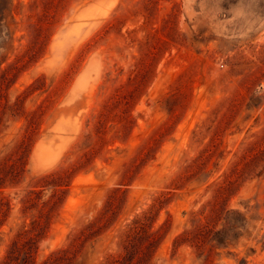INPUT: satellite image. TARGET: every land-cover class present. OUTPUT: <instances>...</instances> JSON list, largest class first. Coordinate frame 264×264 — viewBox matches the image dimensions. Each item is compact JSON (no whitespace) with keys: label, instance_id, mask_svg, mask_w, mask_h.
<instances>
[{"label":"rangeland","instance_id":"rangeland-1","mask_svg":"<svg viewBox=\"0 0 264 264\" xmlns=\"http://www.w3.org/2000/svg\"><path fill=\"white\" fill-rule=\"evenodd\" d=\"M118 258L264 264V0H0V264Z\"/></svg>","mask_w":264,"mask_h":264},{"label":"trees","instance_id":"trees-1","mask_svg":"<svg viewBox=\"0 0 264 264\" xmlns=\"http://www.w3.org/2000/svg\"><path fill=\"white\" fill-rule=\"evenodd\" d=\"M145 227H146V222L143 219H136V221L133 222V225L130 228V231L128 233V238H131L132 239L139 232H141ZM202 235H203V232L202 231H197L195 233V236H196L197 239H200V237ZM17 264H21V263H18L17 262ZM110 264H121V260L119 258L118 259H115Z\"/></svg>","mask_w":264,"mask_h":264}]
</instances>
